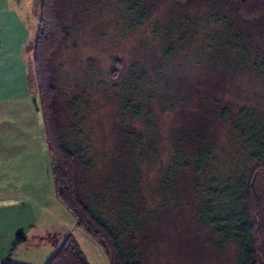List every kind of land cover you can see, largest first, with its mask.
Here are the masks:
<instances>
[{
    "label": "rangeland",
    "instance_id": "1",
    "mask_svg": "<svg viewBox=\"0 0 264 264\" xmlns=\"http://www.w3.org/2000/svg\"><path fill=\"white\" fill-rule=\"evenodd\" d=\"M73 1L84 5L82 27L55 55L53 85L63 133L79 139L82 199L141 264H239L238 247L198 217L206 196L195 191L203 176L192 157L198 135L221 163L237 147L246 153L232 118L256 108L242 117L245 131L264 120V23L243 21L221 0ZM181 151L189 167L170 175Z\"/></svg>",
    "mask_w": 264,
    "mask_h": 264
},
{
    "label": "trees",
    "instance_id": "2",
    "mask_svg": "<svg viewBox=\"0 0 264 264\" xmlns=\"http://www.w3.org/2000/svg\"><path fill=\"white\" fill-rule=\"evenodd\" d=\"M71 1L42 0L33 59L55 196L74 217L77 228L99 245L110 264H141L133 251L125 250L121 245L120 234L116 227L110 225L108 218L82 199L75 181V170L81 156L77 150L79 139L75 138L74 142V138H67L58 119L53 60L64 42L82 27L84 12L82 1H78L77 5ZM176 1L186 3L190 0ZM221 1L226 2L243 21L264 23V0ZM72 5L80 9L74 11ZM215 16L222 23L220 15ZM262 53L258 56L264 57ZM166 55L170 57L169 53ZM119 70V67L115 69L117 72ZM215 108L219 109L222 119L229 117L228 107ZM252 109H240L231 122L232 134L241 140L246 153L242 154L237 147L233 152L235 157L230 160L226 158L221 163L219 155L206 143L207 136L198 135V147L192 157L195 175L203 176L202 180L199 178L194 183L195 191H202L206 196L198 210V217L203 224L213 228L216 236L238 247L239 264H264V120L255 118L249 131L242 128V117L246 115L250 118L248 111ZM73 133L82 131L77 129ZM179 154L182 157L177 155L168 168L170 175L176 169L189 167L186 155L182 151ZM238 154H242V157ZM227 164V170L221 173L219 166L224 168ZM49 264L90 263L75 236L70 234Z\"/></svg>",
    "mask_w": 264,
    "mask_h": 264
},
{
    "label": "crops",
    "instance_id": "3",
    "mask_svg": "<svg viewBox=\"0 0 264 264\" xmlns=\"http://www.w3.org/2000/svg\"><path fill=\"white\" fill-rule=\"evenodd\" d=\"M41 5L0 0V264H49L70 234L90 264H110L55 196L33 64Z\"/></svg>",
    "mask_w": 264,
    "mask_h": 264
}]
</instances>
